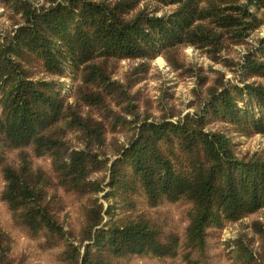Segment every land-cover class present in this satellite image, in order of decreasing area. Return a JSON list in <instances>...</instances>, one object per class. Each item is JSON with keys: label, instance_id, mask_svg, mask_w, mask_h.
Masks as SVG:
<instances>
[{"label": "trees", "instance_id": "trees-1", "mask_svg": "<svg viewBox=\"0 0 264 264\" xmlns=\"http://www.w3.org/2000/svg\"><path fill=\"white\" fill-rule=\"evenodd\" d=\"M147 1L0 0L14 21L0 35L1 199L15 226L43 238L44 248L62 246L60 264L174 260L182 251L197 264L193 253L206 249L211 229L264 209V148L243 152L235 139L264 136V38L237 63L241 83L221 72L213 83L197 82L206 92H196L194 111L161 104L153 117L135 88L158 55L176 71L193 69L174 48L191 45L218 59L264 24V0H152L174 6L161 15ZM122 59L140 62L115 78ZM62 78L78 79L72 99ZM46 156L50 169L35 162ZM66 194L81 201L75 230L67 226ZM141 195L153 209L188 204L183 235L166 217L141 210ZM249 226L260 243L236 238L234 264H264V221ZM24 259L0 227V264Z\"/></svg>", "mask_w": 264, "mask_h": 264}, {"label": "rangeland", "instance_id": "rangeland-1", "mask_svg": "<svg viewBox=\"0 0 264 264\" xmlns=\"http://www.w3.org/2000/svg\"><path fill=\"white\" fill-rule=\"evenodd\" d=\"M42 3L43 0H33ZM147 9L159 15L171 11L174 6L157 4L152 0L147 1ZM252 10L255 8L252 6ZM9 11L0 3V35L8 34L12 31L14 21L9 16ZM260 17L264 18V10L259 12ZM264 38V24L258 29L252 30L241 43H229L218 59L211 58L207 51L195 46H181L174 48L178 62H182L193 69L176 71L163 55H158L153 60H148V69L144 74L145 79L136 85V89L141 95L149 100L150 112L153 117L160 115V105L164 104L168 108L182 111L183 114L188 111L195 110V104L199 100L196 92H206V85L202 90L197 88L198 81L201 83L214 82L219 72L226 75L227 79L241 83V71L237 70V63L243 59L245 53L258 44V40ZM139 60L122 59L115 62V78L124 79L131 70L138 65ZM240 63V62H239ZM37 67V66H36ZM41 70V66L38 67ZM40 77H47L43 73ZM57 79V77H55ZM67 83L65 92L72 99L74 84L72 78H62ZM250 81V80H249ZM72 85V86H71ZM70 88V91L68 90ZM246 100L242 102L244 104ZM141 111L143 105L139 100ZM121 137V141H123ZM238 147L241 151H255L264 148V136L256 134L253 136H236ZM9 157H14L13 153H9ZM35 162L45 169H50V157H36ZM4 187V180L0 174V227L6 231L12 238V254L14 256L24 255V264H60L58 261V253L62 246L54 248H44L43 238L30 236L23 228H19L13 224L12 213L6 203L1 199V191ZM63 192V191H61ZM105 192L101 193L103 196ZM65 202L69 217L67 218V226L73 230L79 228L83 219V211L81 209V201L72 195H65ZM105 206L109 205L107 200L102 199ZM138 207L141 210H148L161 217H166L169 221V227L180 235H183L185 227L188 224V204L186 203H166L157 209L149 208L145 198L141 195L138 197ZM115 215V214H114ZM108 215L105 221L110 220ZM264 221V209L255 214L248 215L236 222H226L223 227L214 228L209 231L207 237V247L204 251H195L193 259L197 264H234L230 250L233 248V242L239 236L247 240H252L255 248L260 243V236L255 235L249 226L254 219ZM246 233V234H245ZM183 252V251H182ZM182 252L174 260L170 258L159 259L153 256H132L119 261L117 264H187L183 259Z\"/></svg>", "mask_w": 264, "mask_h": 264}]
</instances>
